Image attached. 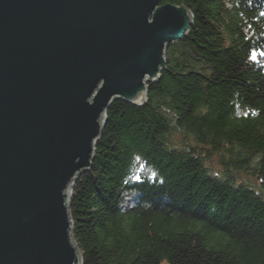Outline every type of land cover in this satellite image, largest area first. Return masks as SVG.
Masks as SVG:
<instances>
[{"label": "trees", "instance_id": "trees-1", "mask_svg": "<svg viewBox=\"0 0 264 264\" xmlns=\"http://www.w3.org/2000/svg\"><path fill=\"white\" fill-rule=\"evenodd\" d=\"M168 2L188 34L145 103L110 104L71 186L81 264H264V0Z\"/></svg>", "mask_w": 264, "mask_h": 264}, {"label": "water", "instance_id": "water-1", "mask_svg": "<svg viewBox=\"0 0 264 264\" xmlns=\"http://www.w3.org/2000/svg\"><path fill=\"white\" fill-rule=\"evenodd\" d=\"M192 22L162 0H0V264H81L71 186Z\"/></svg>", "mask_w": 264, "mask_h": 264}, {"label": "rangeland", "instance_id": "rangeland-1", "mask_svg": "<svg viewBox=\"0 0 264 264\" xmlns=\"http://www.w3.org/2000/svg\"><path fill=\"white\" fill-rule=\"evenodd\" d=\"M207 157H208V155L206 154V156L204 158L206 159ZM210 158H211V162L208 161V162H206V164L213 172H220V171H222V169L224 171V168L222 167V165L219 164L220 158H218L217 155L213 154L210 156ZM238 176L241 177L240 174H238ZM162 264H168V263L163 262Z\"/></svg>", "mask_w": 264, "mask_h": 264}, {"label": "bare ground", "instance_id": "bare-ground-1", "mask_svg": "<svg viewBox=\"0 0 264 264\" xmlns=\"http://www.w3.org/2000/svg\"><path fill=\"white\" fill-rule=\"evenodd\" d=\"M191 26V25H190ZM190 30V29H189ZM263 51H264V48H263Z\"/></svg>", "mask_w": 264, "mask_h": 264}]
</instances>
